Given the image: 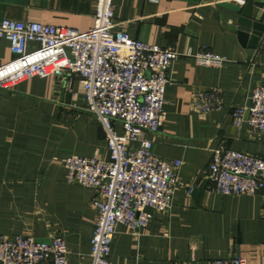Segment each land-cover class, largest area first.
<instances>
[{
    "label": "crops",
    "instance_id": "obj_1",
    "mask_svg": "<svg viewBox=\"0 0 264 264\" xmlns=\"http://www.w3.org/2000/svg\"><path fill=\"white\" fill-rule=\"evenodd\" d=\"M247 2L114 0L115 34L181 55L170 70L167 120L150 139L155 155L183 165L170 212L155 213L137 238L126 226L117 227L112 264H208L232 257L264 264V191L233 197L201 186L219 147L264 157V137L246 122L236 127L232 116L249 107L253 90L264 84V32L254 37L240 22ZM95 5L96 0H0V18L87 32ZM254 10L264 24V9ZM201 52L228 62L222 68L200 66L194 57ZM12 58L10 43L0 38V67ZM215 90L224 98L222 110L193 108L196 92ZM84 106L82 85L69 76L34 77L11 90L0 88V236L48 240L60 234L70 264H92L99 213L93 206L97 192L69 184L65 161L74 155L110 160L105 130ZM117 131L123 133L119 124ZM138 147L129 144L131 150Z\"/></svg>",
    "mask_w": 264,
    "mask_h": 264
},
{
    "label": "built area",
    "instance_id": "obj_2",
    "mask_svg": "<svg viewBox=\"0 0 264 264\" xmlns=\"http://www.w3.org/2000/svg\"><path fill=\"white\" fill-rule=\"evenodd\" d=\"M114 17V0H96L94 25L87 32L0 18V38L8 40L13 55L0 67V88L11 90L34 77L76 78L83 88L85 110L105 130L109 161L77 155L65 161L69 184L97 192L93 206L99 215L91 240L92 264H112L111 246L119 225L137 238L155 213L172 210L183 165L180 160L155 155L150 139L167 120L170 70L181 55L171 47L115 34ZM30 43L38 46L30 49ZM194 58L198 65L214 68L228 62L213 52H201ZM250 101L249 107L232 112L234 125L241 128L246 122L264 137V84L253 90ZM192 106L202 113L218 111L224 107V98L217 90L198 91ZM130 143L139 147L131 150ZM202 185L225 196L258 195L264 191V157L219 147L211 153ZM0 264H70L67 241L60 234L48 240L0 236ZM208 264L247 262L232 257Z\"/></svg>",
    "mask_w": 264,
    "mask_h": 264
},
{
    "label": "water",
    "instance_id": "obj_3",
    "mask_svg": "<svg viewBox=\"0 0 264 264\" xmlns=\"http://www.w3.org/2000/svg\"><path fill=\"white\" fill-rule=\"evenodd\" d=\"M254 8L264 9V0H248L240 22L244 27L252 30L254 37H261L264 32V24L257 16L255 17Z\"/></svg>",
    "mask_w": 264,
    "mask_h": 264
}]
</instances>
